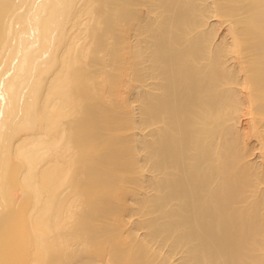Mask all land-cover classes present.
<instances>
[{
	"label": "bare ground",
	"instance_id": "6f19581e",
	"mask_svg": "<svg viewBox=\"0 0 264 264\" xmlns=\"http://www.w3.org/2000/svg\"><path fill=\"white\" fill-rule=\"evenodd\" d=\"M0 264H264V0H0Z\"/></svg>",
	"mask_w": 264,
	"mask_h": 264
}]
</instances>
